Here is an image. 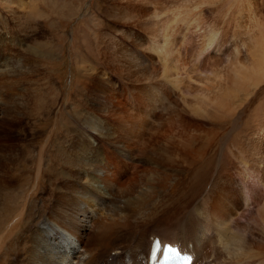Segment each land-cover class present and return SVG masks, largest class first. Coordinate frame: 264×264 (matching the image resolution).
<instances>
[{
    "label": "bare ground",
    "instance_id": "obj_1",
    "mask_svg": "<svg viewBox=\"0 0 264 264\" xmlns=\"http://www.w3.org/2000/svg\"><path fill=\"white\" fill-rule=\"evenodd\" d=\"M115 1L117 6L104 9L106 13L115 23L140 26L148 40L141 34L131 36L127 45L111 40L101 52L109 65L107 73L96 72V77L90 81L97 80V83L92 86L77 81L82 82V87L76 89L81 100L69 115L70 137L64 135L63 140L53 142V132H49L38 150L34 174L31 169V177L23 173L22 187L13 189L10 194L14 196L10 200L16 201L18 208L13 205L4 223H0V264H148L149 246L155 236L191 252V264H264V178L260 173L264 166V149L248 142L244 137L248 134L240 136L234 129L237 124V128L244 127L248 132L251 125V118H246L248 113L244 114L245 100L236 105L239 95L246 94L252 85L264 83V24L253 21L259 37L249 45L251 61L239 56V46L224 60L213 55V61L221 60L217 62L220 65L210 70L209 65L216 60L207 63V68L213 71L212 78L208 77L210 80L203 83L208 71L203 72L204 62L201 63L203 69L199 70L204 76L199 78L200 82L195 80L198 74H189L193 69L188 67L193 63L189 66L182 56L183 49L180 51L173 44L177 18L155 13L149 16L150 13L133 0ZM245 2L247 5L248 1ZM29 4L31 0L25 5ZM241 6H245L244 2L239 3L238 11L242 10ZM27 14L38 16L35 6ZM129 27L121 30L120 38L137 31ZM213 34L206 37V44L214 43L216 34ZM200 43L202 46L205 42ZM218 44L221 45L219 41ZM29 51V47L22 48V76L19 75L21 80L17 78L21 81L20 93H13L7 85L6 90L2 89L5 92L4 101L0 102L2 122H8V117L16 114H27L34 105L33 98L28 97L31 84L28 69L33 66L28 68ZM207 56L210 57L208 52ZM47 74L46 71L43 75ZM192 77L198 83L194 84L200 86V93L196 91L199 96L193 95L195 91L188 94L185 91L189 87L186 90L183 87L188 83L186 79ZM178 88L189 95L183 94L185 106L190 108L187 110L192 111L195 118L203 117L208 128L192 120H188L193 123L192 129L187 128L189 122L172 106L176 99L171 100L168 94ZM178 102L180 105V99ZM263 112L262 107L259 116L251 120L264 122ZM254 126L252 124L251 128ZM22 129L23 136H28V128ZM254 130L263 140L264 124ZM10 136L13 135L10 133ZM47 149L50 155L45 154ZM250 154H257L256 163ZM43 155L49 157L47 163ZM26 182L28 185L24 186ZM246 206L252 207L249 213ZM254 208V216L250 217ZM253 222H258L260 227L257 233L247 230L248 224Z\"/></svg>",
    "mask_w": 264,
    "mask_h": 264
},
{
    "label": "rangeland",
    "instance_id": "obj_2",
    "mask_svg": "<svg viewBox=\"0 0 264 264\" xmlns=\"http://www.w3.org/2000/svg\"><path fill=\"white\" fill-rule=\"evenodd\" d=\"M18 1L19 0H0V89H1L0 97L2 98L1 95H3V98L2 100H0V102L3 103L2 101H4L5 92L3 90L4 89L6 90L9 86L12 88L13 93L14 92L15 94L20 93L21 81L19 82L18 79L21 80L19 75H21L22 69L20 67H22L21 66L23 63L22 58L24 57L23 55H21L22 48L29 47L30 51L28 54V58H29L28 62L30 63V61H32L33 59L34 60L32 61V63H30V65L28 63V68L31 65H33L31 67L32 69L30 68L31 70L28 69L30 71V72L28 71L29 73L28 75L31 77V78L29 77L31 84L29 88L28 97L33 98L34 105H31L32 108L30 107L31 110H29L27 114H20V115L16 114L13 117H8L9 119L8 122L0 121V153L2 154V155L0 154V173H1L0 175V223H4L3 222L4 217L8 216V214L12 210L13 205L16 204L15 203L16 201L10 200V198L14 197L12 196L13 194L12 195L10 194L13 191V189L20 187L21 184L23 183V180L21 177L22 174L27 173L29 177H31L34 174L35 168L33 167H36L35 163H37V160H38V153H39L38 150L41 144L46 140V138L50 134L49 132H53L52 133L53 142L56 140H60V139L63 140L65 137L64 135H66V138L70 137L68 125H69V120L71 118L69 115L70 113L71 114L73 113L74 108L76 109V107L78 106L77 105L78 101L81 100V98L79 97L80 92L78 93L76 89L82 87L81 85L82 82L77 83V81L82 80L83 82L85 81L86 83L90 84V86H92L95 83H97V80L95 81V83H92L90 81L91 78L93 79L96 77L95 75L96 72L99 71V72H102L103 74L107 73L105 72L107 69L106 66H109V65L104 60L101 52L105 51L104 49L107 48L109 44L108 42H111V40L112 41L117 40L118 42H121L124 45L126 43L127 45L130 42V40H132V38L136 36V34L138 35L141 34V36H143L145 40H148V36L146 32L144 34L145 30L143 31L142 28H140V26L129 25L130 26L129 27L127 25L115 23L112 20L113 18H111V16H109L106 13V10L104 9L117 6V3L115 0H31V4H29L28 6L25 5L26 2H28V0H21L20 3ZM133 1L135 4L142 6L143 10L148 12L147 14L150 13L149 16H153V14L155 13L159 16H165L166 18L167 17L177 18V22L174 24L175 27L173 28L175 30L174 34L175 35L177 34V35L174 36L173 44H175L174 46L179 48L180 51H182L183 49L182 52L186 53L185 54L181 52L183 58L187 60V63L189 64V66L193 63L190 67H188L190 70L191 68L193 69L191 70L192 72L190 71L189 74H191L192 76H195L198 74L197 77L195 76L196 79L194 77L186 79L188 83H186L187 85L185 84V86H183L185 90L187 86L189 87L187 88L185 92H188V94L190 93V95L194 91H195L194 93L196 94H193V95H196V96L201 95V94H198L200 93L199 92L200 89L198 90L200 86L199 85L197 86L198 83L194 81V79L199 80L200 77L204 78L203 72H205V70L206 71L208 70L209 72L207 71L204 74L205 78L202 79V82L203 80H204L203 83L210 80L209 78H212L211 72H213V71L210 72V70H212L213 67H215L213 68V70H215L216 67L220 65L218 64L221 62V60L219 61L220 58H223L222 60H224L226 59V55L228 53L229 54H231V52L234 53V51L237 50L235 46H239L238 47L239 56H241L242 59H245V61L247 62L251 61L249 45H251L252 42H255V40L259 37L258 30H256V25L253 23V21L259 20L261 24H264V0H133ZM245 1H248L247 5ZM240 2H244L245 6H241L242 10L238 11L237 9H239ZM32 4L33 6H35V10L37 11L38 16L37 14L36 15L27 14V11L30 8H33ZM105 14H107L109 17L107 18ZM104 16L106 18H104ZM28 22L30 23L28 24ZM111 23L113 24L110 25ZM188 24H189V27H188ZM190 24H192L191 27H190ZM119 27H120L119 29L120 31H117ZM127 27H129V29L131 27L132 28L134 27L133 29L132 28L131 29L133 31L137 29V31H135V33L129 34L130 38L129 36L127 37L124 36L125 38H120V33L122 31H126ZM222 27H223V30H222ZM225 27H227V29ZM112 28L116 30H113ZM185 30L186 31L189 30L188 32L190 34L186 32ZM176 31L178 33H176ZM220 31L221 33L223 32V34H220ZM115 32H118L119 34H116ZM194 32L196 34H194ZM102 33H104L105 36ZM106 33H109L107 34V37H109L112 34L111 37L113 39L109 37L108 38L109 41H107L108 39L106 37ZM211 33H214L213 36L216 34L214 43L213 44L211 43L212 46L211 44L209 45V42L206 44V39L208 38V36H210ZM226 33L227 35L223 36ZM187 34H189L190 36ZM193 34L195 35L194 37H193ZM186 35L187 37H185ZM254 35L256 36V38ZM113 36H115V39ZM150 36L151 35H149V37ZM190 37H192V39ZM185 38L186 40L187 39H189V41L191 40L190 43H188L189 41L187 40L188 41L187 42ZM202 39L204 40L205 43L201 46L200 42H203ZM220 39L221 40L223 39L222 42ZM105 40L107 43L105 42ZM101 41L103 44L101 43ZM195 41H197V43ZM218 41L219 43H221V45L218 44ZM215 42L218 46L215 44ZM93 43L95 45H93ZM189 44L192 45V48H190L191 45L189 46ZM196 44H198V46L201 48L200 54H199L200 48ZM196 47L197 49L199 48V50H197ZM222 47L223 49H220ZM100 48H102V51ZM188 48L193 49V50H190ZM194 48L196 49L195 52L198 54L194 52ZM208 48H210L207 51L210 57L207 56V52H206ZM189 52H191L192 55H190ZM188 54L190 56H188ZM202 54L203 55L205 54V55L203 56ZM198 55L201 56V59H200V56ZM212 56L213 58L216 57L219 59L216 60L215 58L214 61L215 60L216 61L215 63H213L214 61L212 59ZM190 58L191 59L193 58L192 59L193 61ZM207 58L208 60L210 58V60L208 61ZM195 59L198 60V62ZM205 59L207 60L206 63H205ZM16 60L18 62H15ZM11 61L13 62L11 63ZM210 61L216 65H213V64L209 65L211 67V69L209 68L210 69L209 70L207 68V65L211 63ZM194 62H197L195 64L196 66L194 65ZM202 62H204L203 63L204 71L202 70L203 72L200 73L199 70L203 69L201 65ZM17 63L20 65H18ZM102 64L105 66L104 67L105 69L103 68ZM198 64L201 65L200 68ZM80 66L84 67V69H80ZM11 67H12V70H11ZM37 67L38 68L40 67L39 70L37 69ZM194 68H197V69L194 70ZM46 71L48 74L45 77L43 74L44 73L46 74ZM207 73H210L208 74L209 76L206 75ZM14 80H16V83ZM11 81L14 82L15 84L12 85ZM199 81L201 82V80ZM194 82H196L197 84H194ZM189 83H192V84H190L189 86ZM14 85H16V87ZM192 85H195V86H192ZM17 87L18 89H16ZM191 87H194L195 90L192 89ZM179 88L175 89L176 92H168L171 100L174 101L176 99V102H174L172 106L175 107V109H177L178 112L184 115V118H183L184 121L192 120L191 122H193L194 124L196 122L198 124H201L202 128L203 127L208 128V125L204 124L206 123V121L204 120L203 117L200 116L198 118L199 115H197L195 118V114L192 111L187 110V109H190L189 105L187 108V105L185 106V103H184L185 101H183L186 96L185 94L187 93L183 91L184 89L182 88L179 89ZM249 88H250L249 89L250 91L248 90L249 92L247 91L246 94L243 93L239 95L238 99L236 100V105H239V103H242L245 100L244 104L245 102L247 103V105L245 104V109L247 111L245 110L244 114L247 115L246 113H248L246 118L252 119L255 115L259 116L258 111L261 110L262 107L264 108L263 106L264 105V83L258 86L252 85ZM255 90L257 91V93L258 92L259 93L257 94ZM177 91H180V92L178 93ZM188 94L187 96H189ZM174 95H176V97H174ZM179 95H181L182 98ZM178 99H180V105H179ZM74 102L75 104H73ZM70 103H72L73 106H70L72 105ZM183 105L185 107H183ZM177 106H180L181 108ZM182 109L184 113L181 111ZM261 114H264V112ZM191 116L193 117L192 119H191ZM198 119L201 121H199ZM250 120H249V123L251 125L252 124L255 125L254 128H251V125L248 126L250 130L252 129L254 130L256 126L261 127L264 124L263 121L262 122L259 121L260 123H258L257 119H255L256 122L255 120L253 121L251 120L250 122ZM202 121H203V124L201 123ZM189 123L186 124V126L187 128L189 127V129H192L193 123L192 124L191 123L189 124ZM22 126L26 127V129L28 128L27 129V133L29 134L28 136H23ZM239 128H241V126L237 128V124L234 125V129L235 130L237 129V132L239 133L240 136H244L245 134H248L244 136L247 138L248 142L252 141L254 143H257L260 147H263L264 149V138L262 140V137L257 135L258 131L257 133H255L256 130L254 131L252 130V134H253L252 136V134L250 133L251 131L249 129H248V132H246L245 131L246 128L244 127L241 129ZM10 133L13 135V136H10L11 138H9ZM263 135H264V131H263ZM260 147H258L259 148L258 151L260 150ZM47 150L48 151H46L45 154L50 155L49 154L50 149H47ZM36 152H37V155H36ZM261 153H262V148H261ZM250 155H251L250 158L253 157L252 158L253 162L256 163L257 160L255 159H256L257 154H255L254 156L252 154ZM43 156H44L43 159L47 163L49 161L47 160L49 159V157L45 155ZM259 156L261 155L259 154ZM1 157L3 158V160ZM261 162L262 161H260V164ZM248 163L251 164V162H248ZM262 163H264V161ZM30 169L33 174L31 173ZM260 173H261V176L264 178L263 176L264 166L262 167V171ZM2 176L4 178H2ZM16 176H19V177H16ZM24 176H26V174ZM5 178H6V181L10 178L9 180L11 181V183H9L10 182L9 180H8L9 182L7 181L8 182L7 183L5 181ZM235 178H239V177H235ZM6 184H9V185H6ZM10 184H11V187H10ZM27 185H28V182L24 183V186H27ZM40 194L41 196H44V192H41ZM171 201H172V197H171ZM171 201H169V204ZM10 202H11V205H9ZM14 207L15 209L18 208L16 205ZM159 207H162V206H159ZM245 208H246L247 213H249L252 210L251 206L250 207L246 206ZM254 211H255V208L253 212H251L250 217L254 216V213H255ZM100 222H102V219ZM100 222H97V223H100ZM258 226H259L258 222H253L251 224H248L247 230L249 231L251 230L252 232L257 233L258 230L260 229V227ZM124 231L128 232V230H121V232H124ZM149 231L150 229L147 230V232ZM93 252H95V249L93 250Z\"/></svg>",
    "mask_w": 264,
    "mask_h": 264
},
{
    "label": "snow or ice",
    "instance_id": "obj_3",
    "mask_svg": "<svg viewBox=\"0 0 264 264\" xmlns=\"http://www.w3.org/2000/svg\"><path fill=\"white\" fill-rule=\"evenodd\" d=\"M160 247H161L160 243L159 242H156L155 248L156 249H159ZM172 251H173V249L170 248V247L164 249L165 259H168V254L171 253ZM153 256H154V253H153Z\"/></svg>",
    "mask_w": 264,
    "mask_h": 264
}]
</instances>
